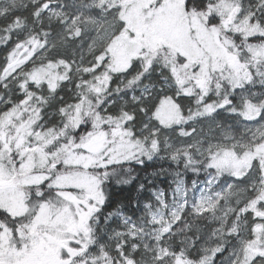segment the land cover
Wrapping results in <instances>:
<instances>
[{
	"label": "snow or ice",
	"instance_id": "6c2138e0",
	"mask_svg": "<svg viewBox=\"0 0 264 264\" xmlns=\"http://www.w3.org/2000/svg\"><path fill=\"white\" fill-rule=\"evenodd\" d=\"M0 264H264V0H0Z\"/></svg>",
	"mask_w": 264,
	"mask_h": 264
}]
</instances>
